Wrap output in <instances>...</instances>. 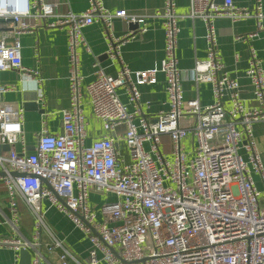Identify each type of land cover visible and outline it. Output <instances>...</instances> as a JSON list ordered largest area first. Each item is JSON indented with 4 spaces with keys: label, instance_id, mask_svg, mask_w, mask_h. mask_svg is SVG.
<instances>
[{
    "label": "built area",
    "instance_id": "obj_1",
    "mask_svg": "<svg viewBox=\"0 0 264 264\" xmlns=\"http://www.w3.org/2000/svg\"><path fill=\"white\" fill-rule=\"evenodd\" d=\"M54 11L55 4L47 0H0V19L10 18L17 35L12 45L0 38V71L16 70L29 78L39 74L23 66L20 55L18 36L32 26L27 17L50 28L63 27L69 96L68 107L60 112L62 131L50 133L42 121L33 151L26 150L22 108L0 101V181L8 195V221L16 230L17 200L33 217L31 239L14 236L1 243L16 252L31 250L30 264H48L42 247L57 251L60 264H264V162L253 133L255 124L264 123V69L250 49L245 70L255 102L250 105L242 97L238 80L221 61L214 26L217 18L232 22L254 18L255 30L240 38L257 36L264 30L262 0H254L252 9L232 0H189L186 16L200 19L206 27L205 57L194 61L190 78L195 89L201 83L210 84L213 102L207 105L197 97L184 96L176 55L181 17L176 0H163L153 15L161 19L164 31V56L159 64L140 70L123 64L116 75H110L96 59L94 77L85 85L79 49H89L82 29L99 23L108 31L113 19L119 18L141 25L143 32L148 16L125 9L110 11L102 0H89L88 8L78 13L56 15ZM52 16L55 19L46 22ZM133 35V31L122 37L108 34L107 57L119 58L121 45ZM158 73L165 78L168 109L148 119L140 107L139 87L156 83ZM120 87L125 88L132 111L121 101ZM12 88L3 86L0 92ZM84 97L105 132L114 133L124 125L123 134L86 144ZM164 135L171 143L170 158L160 149ZM189 135L192 149L187 151L181 142ZM118 142L124 143L127 160ZM16 145L21 148L17 150ZM90 191L113 194L116 200L92 206ZM43 200L66 215L87 239L84 259L73 255L49 229ZM11 264H19L18 253Z\"/></svg>",
    "mask_w": 264,
    "mask_h": 264
},
{
    "label": "crops",
    "instance_id": "obj_2",
    "mask_svg": "<svg viewBox=\"0 0 264 264\" xmlns=\"http://www.w3.org/2000/svg\"><path fill=\"white\" fill-rule=\"evenodd\" d=\"M55 4V14L63 15L68 11L78 13L89 6V0H47ZM240 7L252 9L254 0H232ZM103 5L110 11L125 9L127 13L134 15H146V30L140 31V26H133V22L123 19H113L110 29L104 30L99 23H93L82 29L85 41L89 50L79 49L80 74L82 84L85 85L94 77L93 62L97 59L105 73L116 75L121 66L127 65L132 70L148 69L159 64L164 56V31L161 19L153 16L159 12L163 0H102ZM263 9H264V0ZM189 8V0H176V13L179 14L178 22L180 31L178 34L176 55L178 67L181 71V84L186 98L197 97L202 105L213 102L211 86L209 83L199 84L195 89L190 78V70L196 59H203L206 53L207 43L205 40L206 27L200 19L192 20L186 16ZM54 16L47 18L46 22L53 21ZM26 21L32 25L25 33L18 36L21 42L20 55L22 64L28 69L38 70L39 74L34 78L22 76L16 70L0 71V87L13 86L12 90L0 92V101L17 103L23 110V131L26 150L33 151L37 143V137L41 129L42 121L50 133L62 131L61 115L62 109L69 105L68 96V51L66 43V32L63 27H47L41 21L33 17H27ZM217 35V46L221 61L231 77L238 80L241 87L242 97L248 104H255L251 99V85L245 75L249 63L250 49L261 60L264 69V30L257 36L248 38L246 41L241 36L251 33L256 28V20L247 18L232 22L227 18H217L214 21ZM134 32L133 37L128 38L120 47L119 58L110 60L106 55L109 35L122 37ZM5 37L7 45H12L17 37L14 34V22L10 18L0 20V38ZM140 107L142 113L148 119H154L160 110L168 109V98L165 91V78L158 73L157 81L151 85H141ZM119 97L127 105L129 111L132 106L128 103V97L124 87L117 89ZM36 95L38 110L25 109L23 107L24 96ZM227 104V103H226ZM84 113L86 116L87 139L86 144L103 136L122 135L124 125L117 127L114 133H107L102 129L101 123L91 113L87 98L83 99ZM253 133L256 137L258 148L261 151L264 162V123L253 126ZM184 150L192 149V136L182 140ZM121 155L128 159L127 149L123 142L117 143ZM16 145V149H20ZM148 143L145 149H148ZM160 149L167 158H170L171 143L168 136L162 137ZM239 152L245 157L242 148ZM258 180L257 175H253ZM104 197L106 200H103ZM99 198V200H97ZM116 200L113 194L102 195L95 191L89 192L88 202L90 205H100L103 201ZM20 221L16 230L9 223L10 211L8 195L4 184L0 181V239L8 237H24L31 239L33 234V217L28 207L20 200H17ZM42 208L45 209V221L49 229L59 238L64 240L67 249L79 258L84 259L87 253L88 241L84 235L74 227L71 221L55 207L50 206L46 200L42 201ZM43 239H50L43 236ZM0 240V264H11L18 253L20 264V250L16 252L12 247L6 246ZM26 250V249H23ZM43 255L48 264H60L57 251L48 252L42 247ZM30 259L32 251L29 250ZM71 264H74L71 262Z\"/></svg>",
    "mask_w": 264,
    "mask_h": 264
},
{
    "label": "water",
    "instance_id": "obj_3",
    "mask_svg": "<svg viewBox=\"0 0 264 264\" xmlns=\"http://www.w3.org/2000/svg\"><path fill=\"white\" fill-rule=\"evenodd\" d=\"M217 3H222V0H217ZM1 20V19H0ZM11 20V19H10ZM137 23H134L133 26L135 28H137ZM36 95L32 96L31 94L28 95V96H24V103H23V107L25 109H34V110H38V105H37V102H36ZM3 148L7 149L8 148V145H4L2 146ZM0 174H3L2 172ZM12 175H15L16 173L12 172L11 173ZM45 184H47V181L46 180H42ZM20 264H30V253H29V250H20Z\"/></svg>",
    "mask_w": 264,
    "mask_h": 264
},
{
    "label": "rangeland",
    "instance_id": "obj_4",
    "mask_svg": "<svg viewBox=\"0 0 264 264\" xmlns=\"http://www.w3.org/2000/svg\"><path fill=\"white\" fill-rule=\"evenodd\" d=\"M256 183H257L258 186H260V184L258 183V181H257ZM97 200H99V198H97ZM103 200H106V198L104 197ZM103 202H104V201H103ZM103 202H102V203H103ZM102 203H101V204H102ZM0 240H1V239H0ZM65 245H66V244H65ZM70 252H71V251H70ZM71 253H72L73 255H75L76 257H78V256H77L76 254H74L73 252H71ZM78 258H79V257H78ZM79 259L82 260V258H79Z\"/></svg>",
    "mask_w": 264,
    "mask_h": 264
}]
</instances>
